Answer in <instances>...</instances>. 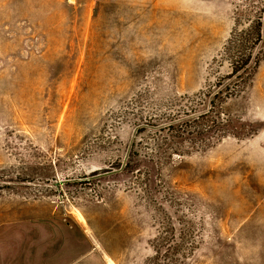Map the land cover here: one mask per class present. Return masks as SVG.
I'll list each match as a JSON object with an SVG mask.
<instances>
[{"label":"rangeland","instance_id":"374dc122","mask_svg":"<svg viewBox=\"0 0 264 264\" xmlns=\"http://www.w3.org/2000/svg\"><path fill=\"white\" fill-rule=\"evenodd\" d=\"M78 258L264 264V0H0V264Z\"/></svg>","mask_w":264,"mask_h":264},{"label":"trees","instance_id":"16d2710c","mask_svg":"<svg viewBox=\"0 0 264 264\" xmlns=\"http://www.w3.org/2000/svg\"><path fill=\"white\" fill-rule=\"evenodd\" d=\"M260 27L259 24H256L254 26L252 25L250 27H247L245 30H240L238 33L232 36L230 43L234 45L233 48L235 49V51L232 54L231 58L233 64L231 75L236 74L237 76H241V78H243V76L240 75L241 72L239 71L241 70L243 72L245 69H247L248 65H250L249 62L251 60L254 59V67L260 60L259 55L255 53L254 56L253 52L251 51L262 41ZM247 48L250 49L249 52L246 51Z\"/></svg>","mask_w":264,"mask_h":264},{"label":"crops","instance_id":"0c3cea01","mask_svg":"<svg viewBox=\"0 0 264 264\" xmlns=\"http://www.w3.org/2000/svg\"><path fill=\"white\" fill-rule=\"evenodd\" d=\"M80 261V258H78L77 260L72 261V264H78V262Z\"/></svg>","mask_w":264,"mask_h":264}]
</instances>
